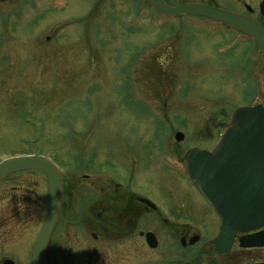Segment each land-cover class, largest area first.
<instances>
[{"label": "rangeland", "instance_id": "rangeland-1", "mask_svg": "<svg viewBox=\"0 0 264 264\" xmlns=\"http://www.w3.org/2000/svg\"><path fill=\"white\" fill-rule=\"evenodd\" d=\"M240 1L205 5L249 15L264 27L258 4H247L250 14ZM258 103L264 106V53L206 17H167L149 0L0 2V160L31 153L50 158L65 179L106 167L121 176L127 172L122 156L132 152L140 162L137 180L154 184L163 176L157 153L170 149L185 157L190 147L211 148L236 107ZM177 132L183 141H176ZM17 184L22 189L12 192ZM42 185L39 171L4 182L11 196L30 200V222L0 205L10 242L25 225L32 240L38 233ZM189 196L201 207L194 191ZM57 241L56 235L52 255ZM59 250L87 256L75 247ZM234 257L232 264L256 263L264 252Z\"/></svg>", "mask_w": 264, "mask_h": 264}, {"label": "flooded vegetation", "instance_id": "flooded-vegetation-1", "mask_svg": "<svg viewBox=\"0 0 264 264\" xmlns=\"http://www.w3.org/2000/svg\"><path fill=\"white\" fill-rule=\"evenodd\" d=\"M163 1L166 4H221L218 0ZM261 1L242 0L240 4L245 8L247 4H260ZM224 3L235 4L229 1ZM249 12L251 14L253 10ZM129 153L122 156L127 164V172L122 171L121 176H117L109 167L89 169L88 172L76 171L66 179L62 176V207L48 242L46 264H232L237 260L234 255L239 251L249 255L264 252V247L239 246V237L255 231L235 233L228 251L214 252L220 220L195 190L186 172L181 170L185 167L187 152L185 157H179L170 149L157 153L156 166L160 168L158 170H163V176L154 184L152 180H137L140 162L137 156ZM17 174L20 173L0 180H4L0 183V205L8 210L13 206L9 216L11 212L15 217H26L30 222V200L20 196V193L11 196L4 188V182ZM165 181L167 186L163 184ZM22 187L23 184H17L10 190L18 191ZM158 188L166 193L158 192ZM41 189L38 196L44 203L43 224L47 209L44 177ZM189 190L198 196L201 207L191 200ZM192 212H198L195 214L199 217L198 221ZM10 233L9 227L0 226V264H31L38 233L32 240L30 225H25L18 234V240L13 243L9 241ZM56 235L57 249L52 255L51 242ZM149 243L154 245L149 246ZM195 246L196 250L192 251ZM74 247L85 253L87 251V256H65L59 250ZM144 252L149 254L145 259ZM182 255H187L184 260ZM259 262H264V259Z\"/></svg>", "mask_w": 264, "mask_h": 264}, {"label": "water", "instance_id": "water-1", "mask_svg": "<svg viewBox=\"0 0 264 264\" xmlns=\"http://www.w3.org/2000/svg\"><path fill=\"white\" fill-rule=\"evenodd\" d=\"M150 3L167 16L186 14L216 20L253 38L264 52V27L247 16L201 4L170 6L163 0H150ZM259 11L264 17V0L259 4ZM182 138L181 133H176V140ZM186 166L193 185L221 219L215 252L228 249L236 231L264 226V107L261 104L236 108L215 148L212 151L191 149ZM31 169L43 173L47 186L46 216L32 250L31 264H46L48 242L62 207V178L57 167L41 155L10 157L0 161V179ZM239 245L264 247V229L240 237Z\"/></svg>", "mask_w": 264, "mask_h": 264}]
</instances>
